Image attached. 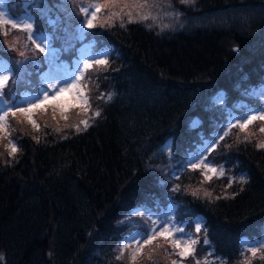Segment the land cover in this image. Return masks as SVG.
<instances>
[{"label": "trees", "instance_id": "obj_1", "mask_svg": "<svg viewBox=\"0 0 264 264\" xmlns=\"http://www.w3.org/2000/svg\"><path fill=\"white\" fill-rule=\"evenodd\" d=\"M8 1L25 11L27 0ZM172 2L183 27L163 32L143 23L103 27L92 53H108L111 68L88 73L90 110L70 107L67 120L59 112L54 120L51 109L37 113L38 129L23 117L9 119L8 134H0V264H132L125 252L121 256L120 241L134 225L121 221L143 204L159 211L169 197L179 206L177 220L187 222L193 235L194 217L204 216L210 244H203L202 230L196 252L202 262L244 264L247 258L264 264L261 254L242 255L239 245L242 236L257 238L264 224L259 122L247 133L233 129L208 155L230 170L224 177L206 181L198 170H183L188 154L226 125L229 111L241 116L258 104L242 93L264 81V0ZM14 33L10 26L0 27V38ZM0 57L13 67L20 59L17 51L2 46ZM61 58L73 62L74 50L62 51ZM109 92L115 93L111 102H105L106 95L97 98ZM221 94L223 104L217 103ZM96 110L101 115L93 118ZM196 119L201 124L194 129ZM83 120L91 124L86 131ZM237 134L251 142L237 141ZM10 140L19 149L14 157ZM164 149L173 153L171 160ZM177 171L179 180L172 176ZM229 175H245L248 183L227 188ZM176 184L181 191H172ZM197 188L200 198L191 195ZM225 189L239 195L216 199ZM157 243L146 246L136 264L178 259Z\"/></svg>", "mask_w": 264, "mask_h": 264}, {"label": "snow or ice", "instance_id": "obj_2", "mask_svg": "<svg viewBox=\"0 0 264 264\" xmlns=\"http://www.w3.org/2000/svg\"><path fill=\"white\" fill-rule=\"evenodd\" d=\"M180 3L195 5L196 0H180ZM67 4L68 0H56L52 4H49V0H27L25 7L32 9V12L12 17L10 13L0 11V27L10 26L11 29L26 34L24 50H19L15 43L9 45V49L17 51L20 57L19 60H15L14 67L9 62L0 59V134H8L10 118L23 117L34 129H38L39 125L34 119L37 113H47L51 109L54 120L57 112L62 119L67 120L66 113L70 107H78L84 111L90 110L91 104L87 94V85L90 83L88 73L91 70L98 71L101 68L110 69L109 55L106 52L98 55H85L84 53L91 48L89 42L79 50L81 55L74 62V66L70 67L61 59V52L74 47L71 41H78L83 44L84 41L94 38V30L97 27H112L117 18L121 20V27H125L124 16H127V23L129 24L142 23L149 19L155 21L157 17L152 15L151 9L161 8L157 0H133L131 6L128 3L121 6V0H91L88 3H85L84 0H73L74 7L71 11L67 8ZM116 7H119V11H112ZM129 7L139 9L135 16H133L132 11H125ZM167 7L171 8V4L169 3ZM144 9H149V11L145 12ZM101 13H104L103 23H99ZM81 15L83 19H79ZM172 15L179 22L181 13L178 10H173ZM44 25L51 29L50 33L44 28ZM146 27L150 28L151 25H146ZM164 27L170 26L164 25ZM180 27H183V24H180ZM57 33L63 34L67 47L58 49L54 46L53 41L60 38ZM4 35H7L6 31ZM29 44L33 45L34 48H29ZM233 51H239V49L234 48ZM37 53L43 54L44 59L42 61L38 59ZM42 65H46V71L42 70ZM10 83L11 87H9ZM242 94L264 98V85H261L259 89L244 88ZM105 95V102L107 103L113 100L115 93H101L97 98L105 99ZM217 103H224L223 94ZM100 115V110L92 113L93 118L100 117ZM257 122H259L258 131L264 133V107L249 108L241 116H233L229 111L226 125L220 126V130L215 134L213 140L202 144V150L188 154V157L183 161V170H198L206 181H211L214 176L217 178L224 177L226 172L223 166H215L208 160V155L215 151L222 141L232 135L233 129H238L239 133H247L249 127L256 125ZM81 123L84 124L83 130L85 131L91 127L88 120H83ZM76 131L79 132L81 129L77 126ZM237 141L251 142L248 135H245L241 141L239 134H237ZM9 143L11 145L9 155L14 157L19 149L15 142L10 140ZM225 147L231 148L232 145L226 144ZM256 147L264 149V143H258ZM164 150L168 151L171 160L173 153L168 149ZM172 176L179 180V171L173 172ZM233 183L244 185L248 183V179L245 175H241L239 178L229 175L227 188H231ZM172 191H181V186L176 184ZM240 191H243V187ZM199 192V188L193 189L191 195L200 198ZM237 195L239 192H233L229 195L225 189V194L217 196L216 199H235ZM205 196L210 197L211 193L205 192ZM168 199V210L165 213L158 215L147 204H143L139 208L132 209L125 216L121 223H132L134 217H144L147 213V219L151 221V226L147 230L134 233L127 242L123 243L120 249L121 256L125 249L133 247L134 251L131 252L130 259L132 264H136L137 257L142 254L144 248L159 241L161 243H157L156 247L167 245L172 249L170 255L174 254L179 258L172 260V264H184V261L189 258L193 264H209L207 258L202 262L196 255L197 245L201 242L202 230L203 244H210L205 222L202 218L197 217L192 221L195 235L185 233L184 226L176 219V210L179 206L170 197ZM209 202L212 201L209 200ZM153 216L156 218L153 219ZM178 233H183V235L178 236ZM242 248V255L246 252L250 253L252 258H256L259 253L261 254L260 259L264 260V239L245 240L242 242ZM208 255L212 256L213 253L209 252ZM212 264L215 262L213 261ZM222 264H226V262H222ZM244 264H251V261L246 258Z\"/></svg>", "mask_w": 264, "mask_h": 264}, {"label": "rangeland", "instance_id": "obj_3", "mask_svg": "<svg viewBox=\"0 0 264 264\" xmlns=\"http://www.w3.org/2000/svg\"><path fill=\"white\" fill-rule=\"evenodd\" d=\"M68 2H72L73 3V0H68ZM84 2L88 3V2H91V0H84ZM132 2H133V0H121V6L124 3H128L129 6H131ZM157 2L161 5V8L151 9L152 15L156 16L157 18L155 19V21H153L151 19H149L147 21H149L151 23H154V25L160 31L174 30V29L178 28L180 25L177 26L178 22L175 20L174 16L172 15L173 10H176V9H172V8L167 7V5L170 3V1L169 0H157ZM67 8L69 9V11L73 10V7H67ZM0 11H5V12L9 13L8 10H7V6H6V1L5 0H0ZM112 11H119V7L113 8ZM125 11H132L133 16H135L136 12L139 11V9H132L131 7H129L127 9H125ZM143 11L147 12V11H149V9H144ZM103 15H104V13L100 14V16H101V20L99 21L100 23H103ZM80 17L81 16H79V19H80ZM123 19H124V21H127V16H124ZM115 21L121 22V20L119 18L115 19ZM164 25H169L170 27L165 28ZM10 40H11V43L19 44L21 42V37H20L19 34H17L16 36H12L10 38ZM263 100H264V98H263ZM201 150H202V147H201ZM155 218L156 217L153 216V219H155ZM185 233H190V232L185 230ZM177 235L178 236L179 235H183V233H178ZM129 238H127V241H128ZM263 239H264V237H263Z\"/></svg>", "mask_w": 264, "mask_h": 264}]
</instances>
